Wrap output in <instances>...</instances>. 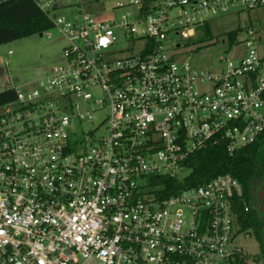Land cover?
Wrapping results in <instances>:
<instances>
[{"label": "built area", "instance_id": "built-area-1", "mask_svg": "<svg viewBox=\"0 0 264 264\" xmlns=\"http://www.w3.org/2000/svg\"><path fill=\"white\" fill-rule=\"evenodd\" d=\"M34 1L52 23L41 35L66 41L64 62L0 106V264L249 263L236 236L238 206H250L235 177L168 196L151 183L264 131L259 30L227 40L217 70L175 61L177 38L208 16L264 0Z\"/></svg>", "mask_w": 264, "mask_h": 264}, {"label": "trees", "instance_id": "trees-1", "mask_svg": "<svg viewBox=\"0 0 264 264\" xmlns=\"http://www.w3.org/2000/svg\"><path fill=\"white\" fill-rule=\"evenodd\" d=\"M52 27L51 21L34 0H0V45L40 34ZM242 31L236 28L227 33L229 45L238 41ZM200 35L195 43L213 38L208 24L200 27ZM15 91L7 88L0 92V106L14 101ZM188 174L183 178L160 177L151 185L162 196L178 193L184 189L198 186L219 174H230L242 185L245 203L250 210H243L240 203L237 222L240 231L251 230L260 247L255 257L256 263L264 264V190L261 197L262 210L258 206V195L264 185V131L251 144L229 155L223 145L208 146L197 151L187 161ZM238 264H250L239 261Z\"/></svg>", "mask_w": 264, "mask_h": 264}, {"label": "rangeland", "instance_id": "rangeland-1", "mask_svg": "<svg viewBox=\"0 0 264 264\" xmlns=\"http://www.w3.org/2000/svg\"><path fill=\"white\" fill-rule=\"evenodd\" d=\"M57 12L62 15L76 14L74 8H60ZM206 20L213 38L195 43L200 35V27L193 37L177 38L180 50L175 61L188 62L196 69H219L220 57L227 56V33L236 28L255 27L260 31L261 44L264 45V8L245 12L232 7L228 12L210 15ZM51 33L50 38L37 33L0 45V92L7 88L31 87L47 74L44 66L50 69L64 62L62 49L66 41L56 30L51 29ZM90 126L82 124L84 130ZM236 243L242 248L250 264H259L254 259L260 247L251 230L240 231L236 236Z\"/></svg>", "mask_w": 264, "mask_h": 264}, {"label": "water", "instance_id": "water-1", "mask_svg": "<svg viewBox=\"0 0 264 264\" xmlns=\"http://www.w3.org/2000/svg\"><path fill=\"white\" fill-rule=\"evenodd\" d=\"M40 35H41V33H40ZM263 190H264V185L262 187V192L258 195V206H259L260 210H262L261 197H262Z\"/></svg>", "mask_w": 264, "mask_h": 264}, {"label": "crops", "instance_id": "crops-1", "mask_svg": "<svg viewBox=\"0 0 264 264\" xmlns=\"http://www.w3.org/2000/svg\"><path fill=\"white\" fill-rule=\"evenodd\" d=\"M255 10H256V9H255ZM8 53H10V51H9ZM1 60H3V58H2V57H1ZM46 68H47V67H46V66H44V68H43V69L45 70Z\"/></svg>", "mask_w": 264, "mask_h": 264}]
</instances>
